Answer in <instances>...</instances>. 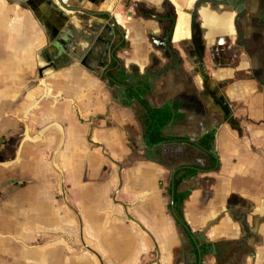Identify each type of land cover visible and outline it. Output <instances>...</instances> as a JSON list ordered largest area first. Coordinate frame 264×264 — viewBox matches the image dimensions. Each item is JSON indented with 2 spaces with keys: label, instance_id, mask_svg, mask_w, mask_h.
<instances>
[{
  "label": "crops",
  "instance_id": "obj_1",
  "mask_svg": "<svg viewBox=\"0 0 264 264\" xmlns=\"http://www.w3.org/2000/svg\"><path fill=\"white\" fill-rule=\"evenodd\" d=\"M199 1L0 0V264H192V256L199 263L160 183L181 166L209 167V155L186 143L147 145L144 109L110 88L99 69V15L106 13V23L124 33L117 59L135 83L139 75L166 73L172 59L160 44L168 23L153 17L178 15L170 46L179 59L170 73L185 66L206 111H180L164 134L195 142L213 132L220 165L183 182L200 180L197 189H180L189 193L185 219L199 247L212 245L201 264L207 257L213 264H264V49L228 55L238 14L244 38L264 39V0H236L229 17L227 0H208L216 3L212 11L202 4L201 15L208 10L197 55L185 11ZM57 41L79 57L41 78ZM166 146L199 159L175 165L176 157H164ZM178 226L191 246L183 256Z\"/></svg>",
  "mask_w": 264,
  "mask_h": 264
},
{
  "label": "flooded vegetation",
  "instance_id": "obj_2",
  "mask_svg": "<svg viewBox=\"0 0 264 264\" xmlns=\"http://www.w3.org/2000/svg\"><path fill=\"white\" fill-rule=\"evenodd\" d=\"M235 2H236V0H227V3L224 6L225 11L223 12L225 16L229 17L230 12H234V10L238 7V5L241 4V2H238L237 7H235ZM202 4H207L208 7L207 6L206 7L210 11L214 10L216 7V3L208 1V0H202L196 4L194 11L190 12V14L187 13L188 15L191 16L190 31H191V33H193V41L196 44L197 55H200L201 51H202L201 37H204L203 35H204L205 29H203V26H204V24H206V22H205V20H206L205 19V10L206 11L208 10L207 8L206 9L203 8L204 14L202 16L200 13V11H201L200 6ZM154 16H155V17H153L154 21H157V23H162L158 18H156V16H160V15H154ZM175 16H178V15L175 14ZM146 17H148V16H146ZM177 20H178V18H177ZM239 20H240V18H239V14H238L237 18H234L233 23H232L233 27L238 32V35L236 34L235 38H232V37L228 38V42L230 43L228 55H229V57L233 58V60L235 57V52L242 51V52L248 53V52L254 51V49L256 47L264 49V39H262V40L258 39V41L256 42V40L254 38H244L242 36L243 35V33L241 31L242 27H241V23ZM167 23H168L167 28H169L170 23L169 22H167ZM147 26L148 25L146 24L144 26V29ZM114 30H115V39L111 45L110 62L108 64V66L104 69L105 71L103 73V77L108 83H109V79L105 78V77H107L106 73L110 69V66H111V63L113 62V59L114 58L117 59V51H119L120 49H122L126 46L125 45L124 47H120L119 49H117V48L115 49V46L118 44L117 43L118 42L117 41L118 40V33H120L121 30L118 29L116 26H114ZM148 32H150L148 34L151 35L152 32L150 30ZM158 46H160V45H158ZM197 55H196V57H197ZM244 56L248 57L247 54H244ZM171 59H172V57H171ZM178 59H179V54H177L176 63H174V61L172 59V62H169V64L167 65L168 69H166V73H161L159 75L160 77L159 76H151V75H148V77H147L145 75H143V76L139 75V81H138L139 83L138 82L135 83V80L133 82V80L130 81L128 79V81L130 83H132L133 85H139V87L141 88L142 92L144 93L143 95L146 99L152 97L156 101H158L160 103L162 102L163 104L161 105L160 108L170 106L171 108L177 109L178 113L180 111H182V112L185 111L184 112L185 114H189L193 111L197 112V113H205L206 108L200 102L198 86L196 85L195 80L193 79L191 74L188 73V71L186 70L185 66L183 64H180L179 73H175V74L170 73L172 71L176 72V66L178 63ZM104 62H105V59L101 58L99 61V66L104 64ZM156 64H158V63L156 62ZM119 65H120V62H119ZM99 69H101V68H99ZM213 70L216 71L215 67ZM201 72L202 71H200V69H199V71H197L196 73H198L197 75H199V73H201ZM199 76H201V75H199ZM202 77L204 78V76H202ZM109 87L111 88V86H109ZM204 92H205V94H211V92L208 91L207 89H205ZM190 99L191 100L194 99L195 101H197L198 104H193V103L190 104L188 101ZM167 102H170V103L168 104ZM171 211L173 212L172 209H171ZM175 219H176V217H175ZM191 239L195 244L199 245L200 239L198 237L193 235L191 237ZM204 247H205V250H207V249L209 250L210 248H212V245L211 246H204ZM201 257H202V252H201Z\"/></svg>",
  "mask_w": 264,
  "mask_h": 264
},
{
  "label": "trees",
  "instance_id": "obj_3",
  "mask_svg": "<svg viewBox=\"0 0 264 264\" xmlns=\"http://www.w3.org/2000/svg\"><path fill=\"white\" fill-rule=\"evenodd\" d=\"M118 44L115 49L124 47L126 41L124 39V33L121 31L118 33ZM105 78L109 79V86L121 88L124 96L128 100L136 101L144 109L143 125L144 134L143 137L147 141V145L154 147L164 143H177V144H190L198 147L201 151L209 155L210 165L209 167H198V166H181L177 168L171 177L170 184L168 186V194L170 197V209L173 210L176 217V222L181 224L187 235L192 237L194 234L191 232V228L187 223L184 213H183V203L188 198L189 193L187 191H181L180 187L185 180L196 177L199 173L218 171L220 168L219 162L215 153L213 152L214 146V133L205 134L198 141H191L187 137H174L167 136L164 134V130L169 126L176 117L180 114L177 109L171 108L170 106L162 108H154L150 105L148 100L144 97L139 85L130 84L128 81L129 75L122 69L119 65V61L114 58L111 63L110 69L107 71ZM181 116V115H180ZM194 252L198 256L199 250L202 252V256L206 253L205 245L198 247L192 241ZM198 262V257L196 263Z\"/></svg>",
  "mask_w": 264,
  "mask_h": 264
},
{
  "label": "water",
  "instance_id": "obj_4",
  "mask_svg": "<svg viewBox=\"0 0 264 264\" xmlns=\"http://www.w3.org/2000/svg\"><path fill=\"white\" fill-rule=\"evenodd\" d=\"M60 2H61V5H63L62 4V0H60ZM64 8H67V7L64 5ZM67 10L73 11V9H67ZM77 11H80V10H77ZM185 13L190 14L189 11H185ZM92 16H98V15H92ZM110 16H111L110 13H106L105 15H102V16L99 15V17L101 19V23L99 25L100 26L101 25L104 26L102 35L99 38V43L102 44L101 45V51H102L101 58L105 59L104 64H102L100 66V68L102 70H104L109 64V60L111 58V45H112V43H113V41L115 39V30H114V27H113L115 24L113 22L106 23L107 19H110ZM103 17H105V19ZM156 18H158L161 22H169L170 23L169 28H167L165 30V32H164V39L161 41L160 45L162 46V49L166 53H168V55L170 57H172L174 63H176L177 54L174 53V51L171 49L170 44H171V39L173 38V35H174V33H175L176 29H177V26H178L177 18L179 19V17L175 16V15H168L167 17L156 16ZM106 34H107L108 37H107L106 40H104V37L106 36ZM57 44L59 45L61 50L63 52H65V53H62V54L60 53L59 54L60 56H62V59H56L55 58L56 55H58V51H57V49L55 47ZM49 49L54 50L55 54H52L49 57L44 56L45 59H46L47 65L40 67V69L38 71L39 76L41 78H44L45 74L47 72L56 73L57 71L61 70L62 68L70 67L71 65L74 64L73 57L74 58L79 57V56H77L78 55L77 51L76 52L72 51L71 49H69V45H65V44L59 43V41L55 42V44H53V45H50ZM78 59H80V58H78ZM203 66L204 65L202 64V67ZM200 74L202 75L203 73H200ZM202 76H204V78L206 80L208 79V76H205V75H202ZM221 102L223 104L222 107L224 108V111L228 113V107L223 103V101H221ZM227 113H225V118L228 117ZM229 122H231V120ZM162 146H163V144L158 145L157 149L159 150ZM191 147L194 148V149L200 150L198 147H196L194 145H191ZM172 214L175 217L174 212H172ZM201 263H202V257H201V252L199 251V264H201Z\"/></svg>",
  "mask_w": 264,
  "mask_h": 264
},
{
  "label": "rangeland",
  "instance_id": "obj_5",
  "mask_svg": "<svg viewBox=\"0 0 264 264\" xmlns=\"http://www.w3.org/2000/svg\"><path fill=\"white\" fill-rule=\"evenodd\" d=\"M129 1L130 0H126V4L128 5L129 4ZM135 1H139V0H135ZM226 105V103H225ZM227 121H230L231 119H226ZM173 132V129L172 131ZM36 135L35 133H33V136ZM38 135V134H37ZM39 136V135H38ZM166 151H167V154L165 155L164 154V157L166 158V160L168 161L169 159H173V157H176V159H178L179 161H175V165H182V164H185L189 161L192 162L193 160H198L199 158L194 155V154H189V153H186L184 148L183 147H176V148H173V147H170V146H166ZM170 156V158H169ZM167 175V173H166ZM170 183V180H165V181H162L160 184H161V189L164 191H162V193L165 194V199L167 201V203L169 202L170 203V197H169V194H168V184ZM200 186V180L197 179V180H194L192 179L191 181H189L188 183L186 182L185 184L182 183L180 189L181 190H192V189H197L199 188ZM170 214V213H169ZM177 232H178V236L177 238L179 239V244H178V250L177 252L183 256V254L185 255V252H188L189 249H191V246H190V243L187 239V237L185 236V234L183 233V230L180 226H178V229H177ZM197 235H199V232H195ZM191 259V263L193 264L194 263V256L190 257ZM206 258H204L205 260ZM220 262L223 260V257L220 255ZM214 263V260L212 257H207V263L206 264H213ZM67 264H70V261L67 263ZM247 264V262H246Z\"/></svg>",
  "mask_w": 264,
  "mask_h": 264
},
{
  "label": "built area",
  "instance_id": "obj_6",
  "mask_svg": "<svg viewBox=\"0 0 264 264\" xmlns=\"http://www.w3.org/2000/svg\"><path fill=\"white\" fill-rule=\"evenodd\" d=\"M114 26H115V25H114ZM114 26H113V27H114Z\"/></svg>",
  "mask_w": 264,
  "mask_h": 264
}]
</instances>
